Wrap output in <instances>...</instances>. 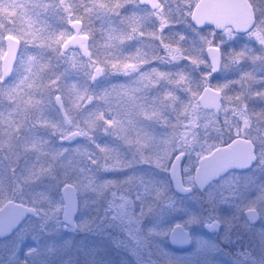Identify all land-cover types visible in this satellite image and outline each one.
Returning <instances> with one entry per match:
<instances>
[{
  "label": "rangeland",
  "instance_id": "374dc122",
  "mask_svg": "<svg viewBox=\"0 0 264 264\" xmlns=\"http://www.w3.org/2000/svg\"><path fill=\"white\" fill-rule=\"evenodd\" d=\"M189 2L181 7L180 19L175 26L166 19L153 21L154 12L135 2V7H121L116 0H0V43L5 33L17 37L20 42L11 77L2 88L7 103H1L0 99V145L14 158L25 152L16 175L21 182L25 181L24 185L28 184L24 191L26 196L34 202L53 203L52 207L60 210L59 189L62 183L68 182L76 191L80 209L77 220L80 222V211L91 206V196L102 195L105 189L110 192L111 184L120 175L122 181L136 179L144 191L143 196L137 195L136 189L132 192V210L123 207L120 200L113 202L114 193L105 196L108 200L102 209L114 203L117 205L114 214L125 219L122 224L116 222L114 227H135L139 238L137 234L132 238V252L128 250L127 253L113 248L104 252L107 244L102 242V254L105 255L93 256L98 264H164L168 261L225 264L222 247L213 243L210 235L201 228L206 218L218 216V202L223 200L222 196L214 185L204 191L202 199L196 192L178 194L169 180L170 157L174 150L182 151L181 180L192 186L191 172L197 157L219 144L224 137L220 122H212L197 101L207 79L208 65L199 66L197 70L193 67L192 61L196 62L198 57L189 53L182 32L186 29L193 32L202 44L199 52L204 56V46L216 42L217 38L219 43L225 44L229 30H222L219 36L211 29L193 27ZM60 4H64L63 12L66 13L61 12L62 8L58 9ZM69 15L82 22L81 32L88 36V57H84L78 48L68 47L64 51L60 48L71 34ZM189 38L193 40L191 35ZM227 61L229 59L222 62L211 85L222 94L223 112L228 106L243 111L241 124L235 128H247L251 122L261 128L259 133L251 135L259 149L257 165L254 170L241 173L240 181L245 185L246 196L252 191L257 195L261 217L253 227V241L264 246V164L261 163L264 161V128L253 117L256 113L251 106L253 113L245 106L242 97H235L237 93L233 91L234 98L228 99V84L239 83L240 79L237 67L228 74ZM199 62H202L201 57ZM96 65L103 72L92 78L91 70ZM49 86L53 91L51 101L48 99ZM56 97L61 100L68 120L66 125L56 108ZM258 110L264 111L260 106ZM49 113L54 115L55 133L66 132V127L80 132L81 138L73 144H60L56 134L51 149L27 124L30 120H45ZM115 142L121 147L128 142L137 153L142 152L157 162L166 157L164 178L162 175L147 177L145 172L137 170L111 172V158L119 153ZM160 182L164 193L150 195ZM213 188L216 193L212 194ZM4 192H0V197ZM87 213L90 214L88 224H91L93 210ZM104 217L109 220L104 224L111 227L115 218ZM176 222L189 228L192 245L188 250L166 249L167 232ZM54 224H58L57 216ZM33 229L22 227L17 235L28 239ZM53 238L49 242L61 249L62 237ZM144 239L148 240V245L144 244Z\"/></svg>",
  "mask_w": 264,
  "mask_h": 264
},
{
  "label": "flooded vegetation",
  "instance_id": "af4514ba",
  "mask_svg": "<svg viewBox=\"0 0 264 264\" xmlns=\"http://www.w3.org/2000/svg\"><path fill=\"white\" fill-rule=\"evenodd\" d=\"M116 1L117 3L120 2V5H122L121 7L123 6L133 7L134 6L133 2H135L138 6L144 7L149 11L154 12L153 18L155 19L153 21L162 22L163 20L166 19L169 20L168 23L171 22L175 26L176 24H178L177 23L178 19H180V9L182 6H184V3L190 1L188 4H190V8L192 9L194 4L197 2V0H188V1L157 0L158 4L151 7L148 4L139 3L137 0H116ZM247 2L250 6V12L252 16V24L247 29L236 30V28L231 23L225 24L220 29L215 28L212 24H206L203 26H193V27H195L196 29H203V28L211 29L212 31L218 33L219 36L222 30L224 29L229 30V36L226 38L227 41L225 44L219 43L218 38L216 42L214 43L209 42L206 44V45L212 44L217 46L219 50V58H218V67L215 71L212 72L210 62L208 61L204 53L205 59L207 61L205 67H207L208 65L207 67L208 70L206 74L207 79L204 81L203 86L208 85L210 87H213L211 85L212 82H214L213 78L220 71L222 62L224 63V60L229 59V61L226 62L227 70L229 71L228 74L231 73V71H234L235 68L237 67V75L239 77L238 79H240L239 83L241 84L239 85V83H234V82L232 83V85L231 82L228 84L229 86L228 99L231 97L234 98V93H237L236 94L237 96L235 97H242L244 99L245 106L247 105L248 110L251 113H253L249 107L251 106V108L256 113V116L253 117L258 119L260 121L259 125L260 126L262 125L261 127L264 128V120H263L264 111L261 112L258 110V106L264 109V0H247ZM57 4L59 3L57 2ZM63 5L64 4H60L58 9L60 10L62 8L61 12L66 13L63 12L64 11ZM67 18H68L67 19L68 27H69V23H71L73 20H79L71 15H69ZM79 21H80V29L79 31H77V33H83L81 32L82 22L81 20ZM175 28L177 29V27ZM72 33L73 31H71V34ZM257 33H259L258 36L260 38H256L255 34L257 35ZM5 34H2V38H1L2 42L0 43V53H1L0 57L5 49V41H4ZM71 48L80 49V45L71 46ZM19 49H20V42H19ZM61 50L64 51L63 49ZM88 55L87 56L84 55V57H88ZM13 67L14 64L7 78H5L4 80L0 79V92H1L0 99L2 100L1 103L3 104H6L7 101L3 97L2 88L4 84L10 79L13 71ZM52 94L53 91L50 87V92L48 95V99L50 101L52 98L51 97ZM28 96L30 97L31 95L28 93ZM57 98L59 97H56V99ZM221 98H222V94L220 97L219 110L216 114L211 109L199 105L200 108L206 111L212 122L213 120L220 122V126L222 127L221 128L218 127V128H220V130L224 133L226 138L219 144L227 143L235 136H241L249 139V141L253 146L255 143L251 135L259 133L261 128H258V126H253L254 122L249 123L247 128L240 126L235 128L234 126L241 124L240 120H242L241 115L243 111H238L237 108L228 106L223 112L221 109ZM56 99H55L56 108L59 114L61 115L63 122L66 125L68 123V120H65L63 118V115L61 114L56 104ZM41 102L44 105V100H41ZM245 106L243 105L242 107L243 110L245 109ZM245 115L244 117L250 120L254 119L247 117ZM53 116H54L53 113L52 114L49 113V116L45 120H36V121L30 120L27 124L28 126H30V128L33 129V131H35V134L39 136V138H41L42 141L50 145L51 149L53 145V139L56 134L58 135L57 140L60 144L69 145L66 142L59 141V138L62 136H66L68 133L75 130H70L65 127L66 132L55 133ZM211 128L210 130L213 131V129ZM78 133H79V137L73 143H75L77 140L81 138V133L80 132ZM128 141L132 144L130 140ZM115 144L116 147H118L119 153L116 154L115 158L113 157L112 154L113 158H111V168H110L111 172L115 171L117 173L118 172L127 173L130 171L133 172L134 170H137V171L145 172L144 174L147 177L153 175H159L161 177L162 175L164 178L166 157L165 159H163V161L157 162L156 160L149 159L142 152L137 153V151H135L132 148L133 144L132 146H130L127 142L124 143L122 147L117 142H115ZM219 144H215L209 150H211L213 147ZM173 152L175 153H173L170 157L171 158L170 165L172 163L173 158L176 155H180L176 166L178 175L180 177L179 165L182 159V151L181 149L179 150L176 149ZM253 152L255 159L250 166L243 169H228L223 174L210 180L206 185V187L203 189L205 191L209 186L214 185V188L216 189V191L218 190V194L221 195L223 199L222 201L218 202L219 204L217 203L218 216L211 215L210 217L206 218L204 221L216 219L219 222V229L217 231L206 232V233L210 235L213 243H215L219 247H222L220 249H222L223 252L225 253V258H226L225 264H231L233 260V253L235 249L240 246V243L247 245L249 244V242H251L254 247L257 248L264 247L261 244H259L260 242L253 241L254 234L252 230L253 227H256V225L259 223L261 217L259 211L260 209L258 208V205L256 203L257 195L255 194V191H252V192H248V195L246 196L244 194L245 185L242 184L240 181L241 173H246L251 170H254L255 166L257 165L258 153L257 151L254 150ZM24 156H25V152L23 151V154H21L17 158H14L12 157V155L9 154L6 147L0 145V192L2 191L3 193V191H5L4 194L0 197L2 198L0 202V207L3 203L10 200L12 202H19L25 206H29L32 208V211L30 212V211H25L24 209H18L17 207L10 206L9 208L5 209L7 210V212L3 211V213H0V224L2 225L7 222H12V220H16L14 227L8 230L7 232H2V230L0 229V264H21V263L76 264L77 259L82 260L84 264H98L95 262V260H93V256L105 255L102 254L103 252L102 242L104 241H105L104 243L107 244V248L105 249L104 252H109L108 251L109 248H113L116 250L123 249V251L126 253L128 250L132 252V248H130L133 243L132 238L135 237L136 234L138 235L137 237L139 238V231L135 227H122L119 224L118 227H114L117 224L116 222L118 223L121 222L122 224V222L125 221L124 218L122 217L117 218V216L114 214L117 205L114 203H112V205L110 206L106 205L107 208H105L104 210L102 209V207L105 204H107L106 200L108 199H105V196L106 195L110 196V194L114 193L115 197L114 196L112 197L113 202H117L120 200L119 203L123 204V207H125L127 210H132L133 207L132 192L134 191V189H136L137 195L143 196L144 194V191L142 190L141 187H139L138 183L136 182V179L122 181L121 180L122 176L120 175V178L118 177L116 179V182L111 184L112 190L110 192H107V190L105 189L102 195L91 196V200H89V204L91 206L85 209V211L82 210L80 211L82 216L80 222H78L77 220L78 210H80L78 209L79 205L77 202V212L74 218L75 227H71L70 225L63 224L60 214L61 207L60 210H57L52 207L53 203L49 202L50 203L49 204L43 201L34 202L26 196L27 193L24 191L27 190L28 184L25 183L24 185L25 181L21 182L19 177L16 175V168H18L19 164L21 163L22 161L21 159L25 158ZM150 168L153 170V172H151ZM191 180H192V172H191ZM64 183H62V185ZM242 185L244 186L242 187ZM194 188L195 186L192 184L191 191L184 193L196 192ZM214 188L212 194L216 193ZM204 191L202 193H204ZM174 192L178 194H184L181 192H177L176 190H174ZM163 193H164V188L160 182V184L159 183L156 184L155 188L152 190V193L150 195L153 196L154 194H157L158 196H160ZM59 195H60V189H59ZM60 200H61V195H60ZM97 200H99L98 203H96ZM61 206H62V200H61ZM249 207H252L254 209L253 216L247 214L246 209ZM91 210H93L94 221L91 224H88L90 214L87 212ZM104 215L105 216L108 215V217L111 219L115 218L116 220V221L114 220L115 224L114 222H112L111 227H109V225L104 224V222L109 221L108 219L106 221L105 219L103 220ZM55 216H57L58 224H54ZM22 227H34V229L31 231V233L28 236L30 239L29 238L25 239V236H23L22 238V236L19 237L17 235ZM185 228L189 232L191 244L189 247L185 249L178 250L180 252L183 250H188L192 245V237L190 231L187 227ZM57 235L62 237L63 239V244L61 249L55 248L53 244L49 242L50 240L54 239L53 237ZM137 241L138 239H135V242ZM144 241H145L144 244L146 245L149 244L147 239L146 240L144 239ZM241 259L252 260L253 264H261L259 258H253L247 253L243 257H241Z\"/></svg>",
  "mask_w": 264,
  "mask_h": 264
},
{
  "label": "water",
  "instance_id": "95a60500",
  "mask_svg": "<svg viewBox=\"0 0 264 264\" xmlns=\"http://www.w3.org/2000/svg\"><path fill=\"white\" fill-rule=\"evenodd\" d=\"M139 3H145L149 6L158 4L157 0H137ZM190 22L193 26H203L212 24L215 28L220 29L225 24L231 23L236 30L247 29L252 24V16L250 6L247 0H197L190 12ZM69 28L73 33L69 35L61 44V49L65 50L68 47L80 45V50L87 56V35L77 33L80 29V21L73 20L69 23ZM5 49L0 57V79L7 78L12 70V66L16 60V55L19 49L17 38L10 34L4 35ZM204 53L210 62L212 72L218 67L219 50L217 46L209 44L204 48ZM102 69L98 65L91 70V77L97 78L101 75ZM221 94L218 89L205 85L197 95L199 105L211 109L215 114L219 110ZM56 104L67 120L62 109L60 99H56ZM79 137L77 131H72L66 136L59 138V141L68 144L73 143ZM180 155H176L169 169V176L174 190L177 192H190L191 186L182 184L177 171V163ZM255 156L253 146L249 139L235 136L229 142L219 144L213 147L208 152L200 155L194 165L192 171V184L198 191L204 189L208 182L219 175L223 174L228 169H243L247 168L254 161ZM62 200L61 220L64 225L75 227V215L77 212L76 191L72 184L65 182L60 188ZM10 206L32 211V208L25 206L19 202L6 201L0 207V213ZM253 216V212L249 213ZM252 220V218H251ZM16 220L12 222L0 224L2 232H7L14 227ZM211 224V227L207 225ZM203 231L214 232L219 229V222L216 219L204 221L201 225ZM166 242L168 246L175 250L185 249L190 246L191 239L188 230L179 222L173 223L167 232ZM164 264H177L175 262H165Z\"/></svg>",
  "mask_w": 264,
  "mask_h": 264
},
{
  "label": "clouds",
  "instance_id": "9594fccd",
  "mask_svg": "<svg viewBox=\"0 0 264 264\" xmlns=\"http://www.w3.org/2000/svg\"><path fill=\"white\" fill-rule=\"evenodd\" d=\"M253 150L254 151L259 150L255 144L253 145ZM261 163L264 164V161H261ZM203 191L204 190L201 189V192ZM183 195H189V193H184ZM246 211L251 213L254 211V209L252 207H249L246 209ZM207 226L211 227L212 225L209 224ZM246 253L252 256L253 258H259L261 264H264V247H260V248L254 247L251 242H249V244L247 245L240 243V246L237 247L233 253V260L231 264H253L252 260L241 259V257H243ZM76 264H84V262L80 259H77Z\"/></svg>",
  "mask_w": 264,
  "mask_h": 264
},
{
  "label": "trees",
  "instance_id": "16d2710c",
  "mask_svg": "<svg viewBox=\"0 0 264 264\" xmlns=\"http://www.w3.org/2000/svg\"><path fill=\"white\" fill-rule=\"evenodd\" d=\"M183 22V21H182ZM186 23V25H187V27L188 28H191L190 26H189V24L187 23V22H185ZM181 31H183V29L181 28ZM182 34H183V36L185 37L184 38V42L187 44V47H188V50L190 51L189 53H192V54H194L196 57H198V59L196 60V62L194 61H192V65H193V67H196V69L200 66V67H205L206 66V61H205V58H204V56H203V54H201L200 52H199V50H200V47H201V42L195 37V35L193 34V32L192 33H190V30H187L186 29V31H183L182 32ZM191 35L193 38V40H191L190 38H189V35ZM182 46H184V44L182 45ZM159 50L162 52L164 49H163V47L161 46L160 48H159ZM183 56V55H182ZM201 57V61L202 62H199V58ZM189 61L191 60L190 58L188 59ZM192 89L193 90H195V86H192ZM226 138V136L224 135V137H223V139L221 140V142L224 140ZM220 142V143H221ZM194 190L196 191V193H197V195L200 197V199H202V197H203V194L204 193H202V192H198L195 188H194ZM192 212V211H191ZM190 212V213H191ZM105 219V217H103V220ZM106 221V220H105ZM189 229V228H188ZM206 233V232H205ZM207 235V234H206ZM193 239H195V234H194V237H193ZM165 246H166V249L168 250H173V251H175V252H180V251H178V250H175V249H172V248H170L169 246H168V244H166L165 243ZM183 251H185V250H183ZM139 261H141V263H142V260H141V258H139L138 259ZM143 261L145 262V260H144V258H143ZM146 263V262H145Z\"/></svg>",
  "mask_w": 264,
  "mask_h": 264
},
{
  "label": "snow or ice",
  "instance_id": "6c2138e0",
  "mask_svg": "<svg viewBox=\"0 0 264 264\" xmlns=\"http://www.w3.org/2000/svg\"><path fill=\"white\" fill-rule=\"evenodd\" d=\"M257 35H259V33H257ZM126 67H130V65H126ZM181 79H183V77H181Z\"/></svg>",
  "mask_w": 264,
  "mask_h": 264
}]
</instances>
